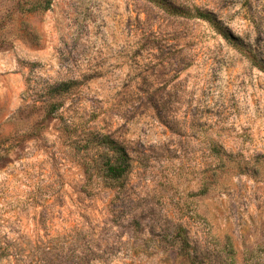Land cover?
<instances>
[{
  "label": "rangeland",
  "instance_id": "rangeland-1",
  "mask_svg": "<svg viewBox=\"0 0 264 264\" xmlns=\"http://www.w3.org/2000/svg\"><path fill=\"white\" fill-rule=\"evenodd\" d=\"M169 1L243 50L149 0H0V264H264V0Z\"/></svg>",
  "mask_w": 264,
  "mask_h": 264
},
{
  "label": "trees",
  "instance_id": "trees-1",
  "mask_svg": "<svg viewBox=\"0 0 264 264\" xmlns=\"http://www.w3.org/2000/svg\"><path fill=\"white\" fill-rule=\"evenodd\" d=\"M160 8L164 9L168 14L180 17H193L207 21L220 35H222L228 42L234 43L240 50L244 46L237 38L229 31V29L217 18L212 11L196 9L193 13L186 11L180 6L174 5L169 0H149ZM51 2L48 1L43 9H48ZM41 8L38 4L34 3L30 8L34 11ZM259 68L264 71V62H257ZM96 145L102 150L100 161L98 163V170L102 173L103 177L111 181H119L123 179L132 167L131 156L126 147L115 140L111 135L102 134L96 137ZM183 247L189 245L188 241L183 237L182 232H179Z\"/></svg>",
  "mask_w": 264,
  "mask_h": 264
}]
</instances>
